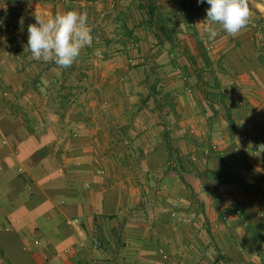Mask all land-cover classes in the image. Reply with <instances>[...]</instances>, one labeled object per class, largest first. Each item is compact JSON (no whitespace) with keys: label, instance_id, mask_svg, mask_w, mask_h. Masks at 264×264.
<instances>
[{"label":"crops","instance_id":"0c3cea01","mask_svg":"<svg viewBox=\"0 0 264 264\" xmlns=\"http://www.w3.org/2000/svg\"><path fill=\"white\" fill-rule=\"evenodd\" d=\"M75 1L0 3V264H264L258 236L264 234V154L231 144L251 127L264 143L258 29L249 25L235 38L221 32L205 42L198 23L206 20V0H83V12L103 18L101 28L89 23L92 44L101 40L124 51L99 59L102 69H78L92 54L67 69L32 59L27 41L35 14L65 12ZM161 25L171 29L172 42ZM168 44L178 55L173 70L183 77L166 88L173 110L168 102H141V88L128 84L118 63L129 55L140 61L149 45L160 56ZM68 76L78 82L64 84ZM82 93L91 101L78 102ZM159 109L179 116L162 133L150 122ZM202 124L212 128L213 141L205 143L217 148L190 155L197 148L187 130L199 135ZM128 141L139 145L136 158L123 147ZM161 169L168 174L162 186L128 177ZM74 218L80 225L70 223Z\"/></svg>","mask_w":264,"mask_h":264},{"label":"rangeland","instance_id":"374dc122","mask_svg":"<svg viewBox=\"0 0 264 264\" xmlns=\"http://www.w3.org/2000/svg\"><path fill=\"white\" fill-rule=\"evenodd\" d=\"M81 1L83 2V0H76L75 5H74L75 7H73V8L69 7L68 10H77L79 12H83L82 11L83 5H82V3H80ZM257 4L262 5L261 11H260V9H256ZM249 5H250L251 9L254 8V14H256V15H255V18H251V21L247 27L251 26L252 28L258 29L256 31L259 34V37H258L259 42L257 43V49H258L257 51L261 53V56L264 59V13H263L264 0H255L253 3H249ZM89 6H92V5H89ZM85 7H88V5H86ZM259 8H260V6H259ZM257 10H259V12ZM85 12L87 13V16L90 17V19H88V25H89V23H91L92 25H95V27H97V28L102 27V25H103L102 16L95 14L92 11V9L89 11H87V9H86ZM99 12L100 11H98V10L96 11V13H99ZM20 16L24 17L23 19H21V21L26 20V18H25L26 14L23 13V14H20ZM97 43L98 44H92L90 47H85L84 49L81 50V53L79 56H81L82 58L84 56L89 55V54H92L93 57L91 58L92 59L91 61L81 60L80 65H78V69L87 68V66L102 69L100 67V64L102 63V61H100L99 59L105 58L104 57L105 55L109 56V54L116 53L119 51H124L123 49H119L118 48L119 46H117V45H103L101 40H98ZM157 45H155V46L149 45L146 48H143V49L141 48L140 53H143V55L140 57L141 58L140 61H134L133 58L131 60L130 55H129L127 59L122 60L121 62H118V63H120V66L123 70L128 71L126 74V77H127L126 80L128 81V84L132 83V84L137 85L138 87L141 88V89H139V96L141 98L140 99L141 102L147 103L148 101H150L151 103L149 104V106H151V105L155 106L156 105L155 102L157 100H160L161 102L171 103L170 107H171V110H173V107H172V105H173L172 104L173 103L172 97L173 96H171V94L166 91V88L173 81V79L178 78V79H180V81H181V79H183L182 76H179V73L177 74L175 72V70H173L174 61H177L178 55L177 54H175L174 56L171 55V53H173V52L171 51V46L168 44V45L160 46V48H159L160 56H157V53L155 52ZM132 48L131 47L127 48V51L129 54H130V51ZM180 51H182V50L180 49ZM88 62H92V63H90L88 65ZM83 63H85V64L83 65ZM177 63H179V62H177ZM78 64H79V62H78ZM130 72H132V73L130 74ZM87 79H88L87 81L89 82L90 78H87ZM93 80H94L93 85H96V84L100 83L101 79L99 78V82H96L95 78H93ZM80 81L82 82L84 80L81 79ZM77 82H78V78L75 76H68V77L64 78V84L73 85V83L76 84ZM158 88H161V91H157ZM152 91H157V92L153 95V97L149 96L147 98V95L150 94ZM187 91H189V88H187ZM211 94H213V93H211ZM156 95H158V96H156ZM190 96L193 97L194 99H197L196 96H194L193 92L190 93ZM75 99L78 100V102H81V101L82 102H90L91 101V99L89 100L88 96L83 94V93ZM211 100L213 103L220 105L218 102L220 100V97H216V95H214V96L212 95ZM167 108L168 107H166L165 109H167ZM165 109H162V110L159 109V112L157 115L154 112L156 116L150 119V122L153 123L154 126L157 125V127H159L160 132L161 131L163 132L164 127H166L167 124H170V125L172 124L170 120L173 121L174 119H176V122H178V119H179V116L177 113L171 114L170 118H172V119H170L169 114L167 113L168 111ZM134 114H135L134 112L133 113L129 112L127 114V117L131 118V117H133ZM202 125L203 126H201L199 129V131H200L199 135L192 130H190V131L187 130L188 134H189V137H187V138L193 140L192 142L196 145V148H197V150L195 152L191 153L190 155L198 153L199 150H202V152H204L205 154H209L212 151L216 150L212 147L214 142H211L209 144H207V142L205 143L206 137H211L210 139H211V141H213L212 140L213 135H212V133L209 132V130H212V128L209 126V124H202ZM131 127H133V126L130 125L128 128L129 133H131L130 132L131 129H132V133H135L134 128H131ZM247 131H245V132H247ZM245 132H243V133H245ZM183 133L184 134L182 135V138H185V136H184L185 132H183ZM190 133L192 134L191 136H190ZM243 133L235 134V136H232L233 142L231 144L234 146H239L240 142H239L238 138ZM129 141L125 142L123 147H125V150L128 151L127 154L132 155L131 156L132 158H136L133 156V152H134V154H136V152L138 151L137 146H139V145H136L134 142L131 143ZM207 149L210 150L209 153H207ZM200 157L201 156L199 155L198 158H200ZM196 158H197V156H196ZM187 160H188V163L186 165H188L190 163L189 162L190 159H187ZM192 162H194L193 164L195 165V162H197V159H196V161H192ZM191 166H193V165L191 164ZM180 167H181V170L184 172L187 170H189L188 172H191L190 169L184 170L182 168V165H180ZM174 169H177V168L174 167ZM165 170H167V169H165ZM177 171H178V169H177ZM172 173L174 174V176L175 175H176V177L178 176V174H177L178 172L175 173V170H173ZM167 175H168L167 172L165 171V173H164V171L161 169L156 174L154 173L151 175H149L148 173H145V171L140 172V173H137V172L132 173L131 172L128 174V177L133 182H135V183L137 182V184H143L142 180H145V181L152 180V181H154V183L160 182L161 183L160 186H162V185H164L163 184L164 181L168 180L167 178H165ZM213 189L214 188H212L210 190L211 194H213V192H214ZM151 195H154V194L152 192H148L146 194V196H149V197H152ZM262 235H263L262 233L258 234L260 239H261Z\"/></svg>","mask_w":264,"mask_h":264},{"label":"clouds","instance_id":"9594fccd","mask_svg":"<svg viewBox=\"0 0 264 264\" xmlns=\"http://www.w3.org/2000/svg\"><path fill=\"white\" fill-rule=\"evenodd\" d=\"M204 3L205 0H197ZM201 39L212 42L221 32L237 37L247 28L252 18L249 0H206ZM36 23L28 26L27 48L31 58L37 61L54 62L59 68L67 69L78 59L81 50L90 47L92 29L88 25L86 12L68 10L45 16L35 14Z\"/></svg>","mask_w":264,"mask_h":264},{"label":"built area","instance_id":"2783aa9c","mask_svg":"<svg viewBox=\"0 0 264 264\" xmlns=\"http://www.w3.org/2000/svg\"><path fill=\"white\" fill-rule=\"evenodd\" d=\"M254 1L255 0H249V3H253ZM263 13H264V10H263ZM238 140H239L240 144H242V145L246 146L248 149H250L252 154H254L255 156L264 154V143L259 140L257 133L253 130L252 127L247 132L241 134L239 136ZM212 147L214 149L217 148L216 144H213ZM209 152H210V150L207 149V153H209ZM219 190L221 191L220 188H219ZM237 212L240 213L241 210L237 209ZM173 215H176V214H173ZM70 223L72 225H80V219L74 218V219L70 220ZM262 240L264 243V234H263ZM92 241H93L94 246H96V247L100 246V240L97 236H94ZM80 246L81 247L85 246V242H82L80 244ZM67 251L71 252V249H68Z\"/></svg>","mask_w":264,"mask_h":264},{"label":"trees","instance_id":"16d2710c","mask_svg":"<svg viewBox=\"0 0 264 264\" xmlns=\"http://www.w3.org/2000/svg\"><path fill=\"white\" fill-rule=\"evenodd\" d=\"M18 1H19V0H0V3L2 2V3H7V4H14V3H17ZM68 1H75V0H68ZM149 10H150L149 14H150L151 18H154V12H153V9H152L151 6H149ZM161 17H162V16H161ZM158 18H159L158 23H160V20L163 21V19L160 18V15L158 16ZM160 24H161V23H160ZM159 29H160V31L162 32V34L165 35V36H167V38H168L171 42L173 41V40H172V37H171L172 31H171V29H170L169 27H167V26H165V25H161V27H160ZM199 48H200V50H201V53L203 54L202 57L205 58V60H206V59H207V56H206V54L204 53V48H203L202 44L199 45ZM151 95H152V94H150V96H151ZM170 150H171V148H170ZM219 174H221V172H213V175H217V176H218ZM225 178H227V174H226V177H225ZM240 185L243 187V189H244L245 191H248V186H247L246 184L241 183Z\"/></svg>","mask_w":264,"mask_h":264}]
</instances>
